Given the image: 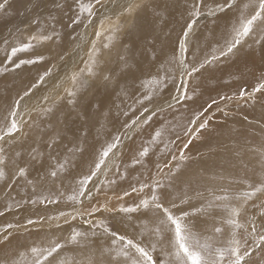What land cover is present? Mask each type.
<instances>
[{"label":"snow or ice","instance_id":"6c2138e0","mask_svg":"<svg viewBox=\"0 0 264 264\" xmlns=\"http://www.w3.org/2000/svg\"><path fill=\"white\" fill-rule=\"evenodd\" d=\"M9 3L10 0H0V13L7 11ZM53 3L56 8L63 7L59 0H53ZM185 3L187 5L188 18L181 30V34L177 37V47L174 50V55L166 63L161 64L155 74H149L148 78L141 82V91L137 93L133 104L129 106V111L135 110L137 105L143 111L140 116L123 124V128L127 130L124 133V137L127 139H132L131 136L127 135L128 131H131L134 127H139L141 123L147 125L153 119L157 109H160V105H155L151 109L147 105H151L153 98L161 95L169 85H172L177 92V95L171 96L172 101L184 102L191 100L195 93L194 91L192 94L189 93L190 80L207 65L218 62L222 57L234 54L245 44H249V41H251L249 47L256 45L264 52V0H246L238 9V16L231 23L229 36L225 39L224 44L222 46H214L212 54L206 56L202 61L197 63L193 59L190 62L187 58L189 42L199 18L205 15L215 23L220 15L236 8L237 3L236 0H185ZM29 5L32 8L38 6V4H32V0H25V10H27ZM149 7L150 0H75L74 17L71 19L69 27L83 24L86 30L89 28L93 29L94 38L91 39L90 46L87 48L86 58L81 57L82 66L56 80L53 87L54 95L45 94L39 99L36 107L32 109L33 112L37 113L39 122L33 121L32 124H28V127H35L43 133L45 127H42V125L54 113L57 105L66 99L68 105L75 107L81 87L90 79L102 76L106 86L118 84L119 75L128 67L127 56H118L121 68L120 72L115 75L112 69L105 71L107 61L103 57L106 52H111L125 27L122 18H131L134 22L136 16ZM52 19H55V17H52ZM36 22V20H33V23ZM54 39L59 40V33L54 29L50 34L43 32L33 33L28 36L26 42L18 41L10 46V51L5 50L6 59L4 63L10 64L12 69L15 70L25 65L43 64L54 59L63 62L64 56L59 53L46 55L43 52L34 51L38 45H43ZM7 43L5 41V44ZM126 51L127 46H125ZM18 54H25L26 58H20ZM156 60H158V57L153 53V61L155 62ZM57 67L56 63H51L42 73L38 74L35 82L13 102L4 118L3 125L0 126V142L13 146L16 144L20 145V149L14 152L16 157L14 163H16L17 167L16 175L21 178L27 179L29 170L34 164H39L43 168L44 153L38 147L32 145H29L27 150L24 148V142L27 141L29 136V133L24 131V126L28 122L18 119L21 116L19 109L25 98L32 95L35 89L54 79V69ZM8 70L7 67H0V73ZM173 71L178 72L179 82H177L175 76L171 75ZM65 83H70V86L63 87ZM62 87L63 94H60L59 90ZM258 92H264V74L261 75L251 92L243 88L240 89L238 98L252 99L254 94ZM121 94L127 95L123 85L120 86V91L117 95ZM235 98L237 96L233 94V96H221L220 100L231 101ZM213 104H217V101L213 100L206 108L195 113L183 131V139L178 135L175 140L162 141L164 129L162 127L157 128L151 135L150 140L142 144L137 150L130 164L125 166L124 171H121L119 165H116V171L112 173L111 179H102L97 183L100 176H108L114 158L119 155L123 138L120 134L115 135L110 142L101 145L95 152L89 163L88 171L76 179V186L73 192L67 196V200L74 205L84 206V201L86 200L88 203L85 212H80L74 208L73 212L66 213L61 211L55 218H48L49 220L55 219L57 221L63 219L64 224H69L71 221H75L78 216H84L85 214L95 218L96 214L101 212L132 214L143 211L152 213L149 222L150 226H144L138 237L130 238L112 230L103 218H96L95 221L85 219L83 223L90 226L92 236L97 235L96 229H102L103 234L113 237L111 246L98 250V256L95 252H86L82 259H58L67 245L89 247L86 243L82 244V241L86 242L88 240L89 233L73 228L69 236L63 241L51 240L46 246L33 244L25 251H21L19 253L20 257H29L28 264H223L225 257L229 256L232 259L228 261V264H241L244 256L248 255V251L245 248V244L237 238L236 230L244 227L240 218L248 212L249 203L254 200H260V195L258 194H264V181L248 183L246 190L233 192L228 189H222V194H212L213 199L208 202L207 207L192 208L190 211L184 210L183 207L190 202V197L187 193L173 197L170 191L175 186L174 181L181 170V165L191 159L187 155L189 146L209 126L212 118L206 117V113ZM169 106L171 107V104ZM93 107L98 108L99 104L93 105ZM123 114L127 116L128 111ZM225 115H227L226 112ZM47 127H51V125L49 124ZM81 137L79 144L74 143L72 147L67 148V154L62 160L58 152L56 155H52V152L61 142L62 137L59 134L49 137L46 147L49 150L48 158L53 163L49 165L46 176L55 179L70 166H75L68 154L73 159L76 154L83 156L86 151V131L81 132ZM177 141H180V143L177 144ZM41 142L43 141L41 140ZM161 143H163V147L159 148V154L164 159L156 163L157 172L152 174L150 179L137 180L135 183L130 184L129 189L123 191L122 194L108 196L106 191H102V188H111L118 181L125 180L128 175V168L134 169L137 165H144L145 158L149 156L152 146L159 147ZM170 145L175 146V152L171 150ZM253 150L257 152L260 163L264 165V149ZM25 151H27L29 160L21 166L19 162L23 160ZM4 153V147L0 146V178L4 176V167L7 164ZM167 156H170L171 159H167ZM161 174L169 178L168 185L161 183L157 179ZM27 182L29 184L33 183L32 180ZM146 189L149 190V194H145ZM101 195L104 197L102 202L98 199ZM132 195L138 198L137 201L127 205L118 203L115 207L111 206L113 199L119 202ZM45 200L48 203H57L56 199L50 197L39 199L38 202L43 204ZM31 202L35 204L37 200H32ZM252 206L256 207L255 204ZM213 208L219 209L224 214L222 216V224H213V235H198L187 222L188 218L197 213L208 212ZM259 208L264 209V200H260ZM261 214L264 215V212ZM0 215H3V213L0 212ZM128 218L131 219V216L129 215ZM34 223L35 221L31 219L27 221L29 225ZM223 224L231 228V238L227 241L226 247L216 246L213 243L214 234L223 232ZM17 227L19 226L13 224L0 227V245H6L10 242V237L13 233L9 230ZM57 227H59V224H57ZM255 232V227H252L251 233ZM145 233L148 236L147 241L144 239ZM259 239L264 242V235H261ZM242 248H245L243 253H241ZM158 252L159 255H157ZM10 264H20V261L12 260Z\"/></svg>","mask_w":264,"mask_h":264},{"label":"bare ground","instance_id":"6f19581e","mask_svg":"<svg viewBox=\"0 0 264 264\" xmlns=\"http://www.w3.org/2000/svg\"><path fill=\"white\" fill-rule=\"evenodd\" d=\"M52 1L53 0H32V4H38V6L32 8L31 5H29L27 10H25V0H10L7 11L0 13V45L2 38L4 37L5 38L4 40H6L7 36H9L10 34L9 32L13 31V25L11 24L13 20H15L16 22L17 21L28 22V19L32 20V18L39 17L42 14L48 13V11L51 10L50 2ZM60 1L64 2L65 0H60ZM181 2H182L181 0H150V7L146 8L136 16V17L139 16L140 19L138 17L139 20H137L138 22L136 23V25H132L130 28L129 25L131 23L133 24L132 19L122 18L125 27L123 31L120 33L118 40L116 44L113 46L111 52L110 53L106 52L103 57L104 60L107 61V64L105 66V71H107L108 69H112L113 74L120 72V68H119L120 61L118 59V56L123 55L120 46H122L124 43L130 44L137 53L138 58L134 60L135 66L126 68L123 71V73L119 75L118 78L119 82L115 86H111V85L106 86L105 83L100 84L98 81L102 80L101 79L102 76L88 80L87 81L88 83L84 84L79 92L84 90L86 87L95 85L93 84V81H95L96 83L98 82L97 84L99 88L96 89L94 95L89 99L87 103L85 101L81 103L80 100H82V95L81 98L78 100L77 103L79 104L76 105L78 107V111H80L79 112L81 115L80 120L77 117H75L68 121L66 120L67 118L64 117L65 119H63L62 121H58V120L56 121L54 116L56 113L57 114L59 113L58 111L60 108L63 107L62 105L67 104V101L65 99L63 102L57 105V107L54 110V113L44 121L42 127H45V131L41 133L35 127L33 128L28 127V124H32L33 121L39 122L37 113L33 112L32 109L36 107V105L39 102V99L42 98L43 95L45 94L49 96L54 95L53 87L57 79L64 77L66 73H71V71L77 69L79 66H82L81 57L86 58L87 48L90 46L91 39L94 38L93 29L89 28L86 30L84 28V25H82L79 28V34H75L74 32L75 27L70 29L69 31L65 30L64 32H62L61 30L62 32L61 34L63 36L59 38L60 43L58 42L59 43L57 46L58 48L55 51L53 50L49 51L51 46L48 45L46 47L47 48L46 52L52 53L53 55H55L56 53L63 55L64 61L61 62L58 59H54L51 61H47L46 66L41 65L40 69L43 71L47 67H49L51 63H56L58 65V67L54 69V79L49 80L47 84L39 87L38 89H35L32 95L25 98L19 109L21 116L18 117V119H23L28 122L24 126V131L29 133L27 141L24 142V148L27 150L29 145L36 147L39 146L40 151L44 153L43 168H41L39 164H34L30 168L28 174L29 179L34 178L37 180L39 178L40 181L38 180L39 182H36V184H40V186L36 187L37 188L36 191H34L35 188L31 189L29 185L23 184L20 181L16 182L14 185H11L10 187L7 186V184L11 179V175H13V167L17 168L16 165H12L11 163H14V161L16 160L14 152L20 149V145L16 144L13 146L7 143L0 142V146L4 147L5 149L4 154L7 160V164L5 166L7 167V173L5 174V176H3V178H0V212L3 213V215H0V224L4 222H8L10 220V223L18 225L19 227L9 230L12 233H16V232L21 233L24 230L35 228L34 230H37L38 234H40L41 236L40 237L37 236V233L35 234L33 230H31V232L33 231L35 235L31 232L30 233L33 234L34 236H37L36 239L39 241L38 243L40 245L46 246L44 239H49V237L54 238L55 240L62 241L63 237L61 235L63 234L62 233V225L64 224L63 219L57 221L55 219L49 220L48 218L49 217L55 218L56 216L59 215L61 211H65L68 213V212H73L74 208L78 211L82 208V206L74 205L71 201H68L67 196L73 192L76 186L75 185L76 179H78L82 174L88 171L89 163L92 160L93 155L100 148L101 145L105 144L106 142H110L113 136L116 135L118 131H120V133L123 132L122 135L123 144L128 143L127 140L130 141V139L124 137V133L127 130L123 128V124L126 121L130 122L131 120L140 116L141 113H136L132 119H129V114H130L129 106L133 104L135 96L137 95V93L141 91V82L146 80L149 74H155L157 72V69L160 68V65L168 61L164 57L166 51H168L167 49L170 47L171 50L172 47L176 48V46L171 45V43L172 40L175 38V36L177 34H180L178 31L181 24H183L182 19L185 18L183 16L187 13L185 7L186 5H183V3ZM245 2L246 0H242L237 5L236 8L222 15V17L216 20L215 23L210 24L208 27L206 26L205 28L202 29V31L199 34H196L194 36L193 41L190 45L191 58L193 55L196 58L197 56L200 57L201 56L203 57L205 55L209 56L211 55L214 46H218V45L222 46L224 44L225 39H227L229 36V29L231 27V23L236 19V17L239 14L238 9ZM180 14H182V17L178 19V16ZM5 22H7L8 24L7 26L4 25ZM23 29H26V27L25 28L23 27ZM29 29L30 28H28V30ZM28 34L30 35V33ZM71 36H74L72 41H70L69 39V37ZM124 47L125 45H123V48ZM256 47H253L251 49L250 48L245 49V51L242 50L243 52L241 51L242 53L239 55V57L238 56L234 57V59L231 61L230 64L223 66L222 68H220V70L212 72L210 71L211 69L208 67L200 75L190 80L189 93L192 94V92L194 91V93L197 96L199 95L198 98L201 99V101L197 102L198 106L200 105L203 99L209 101L211 98H215V96H220L221 94H223L226 89V85H225L226 82L229 83L234 80L240 81V78L248 79L253 75L254 72H258L260 74L261 70H264V52H262V50L259 47L258 48ZM153 53L155 54L156 57H158V60H156L155 62L153 61ZM21 73H23L24 76L21 79H18L16 85H13L15 88H17V90L13 89L11 95H9V101H8L9 104L7 103L6 106L1 107L0 114H2V116L7 115L10 106H12L13 102L16 100V98L14 97L15 92H17L19 96L22 95L23 92L26 91L31 86V84L35 82L39 74L38 72H36L38 73L37 75H35L34 73H31L32 74L31 75L30 73H28V71L27 73L26 71H22ZM171 75L173 74L171 73ZM175 78L177 82H179L180 77L175 76ZM5 84H7L8 86L10 85V83L7 81ZM121 85L124 86L127 95L124 94H121L119 96L117 95V93L120 91ZM69 86L70 83H65L63 87H69ZM63 87L59 90L60 94H63ZM174 95H177L176 89L172 87V85H169L161 95H157L153 98L152 104L148 105L150 109L155 105H159V104H161L160 105L161 108L169 104H171V107L169 106L166 110L156 113L153 119L149 122V125L148 126L144 125V127L142 128L143 130L138 131L139 134L138 132L134 131L135 127L131 131H128L127 135L132 137L131 140L133 142L135 140L134 144H137L138 147H141L142 144L150 140L151 135L153 134V130L161 127L164 129L162 141L166 139L165 142L174 140L176 139V136H178L180 132L183 133L182 130L186 128L192 117L191 118L188 117L189 110L185 107V103L183 104L179 103L178 105L174 106L176 101L171 100V96ZM18 98L19 97H17V99ZM158 98H160V100L159 102L156 103ZM192 99H194L193 103H196L195 101L197 100V97H193ZM96 104H99L98 108L93 107V105ZM125 111H128L127 116L123 114ZM99 113L105 115V116L103 115L104 120L102 121L103 128H97L94 124H89V121L87 119L88 117L89 119L90 118L92 119L94 115H97ZM83 117L85 118L86 121L81 120V118ZM165 121L167 123H164ZM97 122L99 121H95V123ZM3 123L4 122H0V126H2ZM49 124L51 125V127H47V125ZM219 125H220L219 128H222L221 124ZM210 126H212V124ZM213 129L215 130V127ZM209 130L210 129L207 128L205 133L207 134V136L209 135L210 137V135L213 133L212 131ZM51 131L52 134L50 133ZM55 131L60 132L59 135L62 137V140L58 145L62 144V147L61 148L56 147V149L52 152V155H56L58 152L60 154L61 160L67 154L68 147H72L74 143L79 144L81 142L82 131H86L87 138L85 141L86 151L84 152L83 156L76 154V156L73 159L71 155L68 154L69 158L72 159L73 164L75 166L74 167L70 166L64 173H61L57 178L53 179L50 176L45 175L49 169V165L51 164L50 159L48 158L49 150L46 147L45 141L49 137H52L53 134L56 133ZM203 135L206 137L205 134ZM67 137H69V139ZM65 138L67 141L65 140ZM181 138L183 139V137ZM41 140L43 142H41ZM177 143L179 144L180 141H177ZM127 145L128 146L126 148H122L121 146L119 150V155H117L114 158L111 167V170H113L111 171L112 173L116 171V166H115L116 159L119 158V163L117 165H119L121 171H124L125 166L130 164L131 158L137 152L134 151V153L132 154V150H133L132 144L128 143ZM160 147H163V143H161L159 147L152 146L149 156L162 157L159 154ZM171 147H175V146L170 145V148ZM227 158L225 157V159ZM28 160L29 157L27 156V151H25L24 158L19 163L21 164V166H23L26 162H28ZM246 162L243 163L247 165ZM144 166L145 165H137L134 169L128 168L127 178L123 181H118L117 185L118 186L120 185L119 187L124 188L122 186L125 185V181L127 180H132V182L129 183L130 185L132 183H135L137 180L143 181L149 179V176L143 177L144 174L146 173V172L143 173ZM241 168L245 169V167L243 168V166H241ZM235 170L237 171V169H234L233 171ZM234 173L237 174V172ZM243 173L244 171H242V173L239 174L243 175ZM246 173H248V171H246ZM250 173L255 175L256 172L254 173V171H251ZM41 177L44 178L41 179ZM103 178L106 179L105 176L103 175L100 176L97 180V183L99 182V180H102ZM115 186L116 185L112 186L111 188H108L109 191L108 189L102 188V191H106V192L115 191L114 190ZM93 191H95V189H93ZM61 193H63V195H61ZM45 197L56 199L57 203H48L47 200H45V203L43 204L38 202L39 199ZM32 200H37V203L35 204L32 203L31 202ZM148 214H145V212L141 211L137 215L131 216V219H129L126 216H118V215L117 216L113 215V216L114 218H116V221H118L121 225H125V227L129 231H134L139 236L144 226L146 225L150 226L149 222L151 217H147ZM29 219L35 221V223L32 225L27 224V221ZM132 220H134V223ZM57 224H59V227L61 226L60 229H58L59 227H57ZM69 224H71L70 226L75 228L74 224L72 223ZM69 224H66L65 226ZM37 227H41L42 231L41 229L38 230ZM46 231H48V233H46ZM28 236L29 235H27L26 240H29L30 239L29 237H31ZM15 237L16 238H11L10 242L7 243L6 245H0V253L6 252L10 254L8 255V258L6 253L4 254V256L6 255L5 258L7 259L10 258L13 259L14 257L20 256L19 255L20 252L18 253L16 250L20 246L18 235H16ZM145 238H148L146 233L144 235V239ZM34 244H36V242ZM100 247H102L101 249H103L105 247H108V245L100 246ZM24 248H21V250ZM13 249H15L16 251L13 252ZM63 251L65 252V250ZM2 256H0V259ZM3 261H7V260L4 259Z\"/></svg>","mask_w":264,"mask_h":264},{"label":"rangeland","instance_id":"374dc122","mask_svg":"<svg viewBox=\"0 0 264 264\" xmlns=\"http://www.w3.org/2000/svg\"><path fill=\"white\" fill-rule=\"evenodd\" d=\"M181 1H182L181 3H183V5H186L185 0H181ZM241 1L242 0H236L237 5ZM60 2L63 5L62 8H56L55 4L52 1V2H50L51 3L50 4L51 10L48 11V13L42 14L39 17L32 18V20L28 19V22L30 20L31 21L36 20L37 21L36 23H33L31 21L29 23L27 21H20V22L17 21L16 22L15 20H13V22L11 23L13 25V31L9 32L10 34H9V36H7L6 40H4L5 39L4 37L2 38L1 45H0V67H7L9 70L6 72L0 73V82H2V83H0V86L2 84L1 89H0V111H1V107L6 106L7 103L9 104V102H8L9 101V95H11V92L13 91V89L17 90V88H15L13 85H16L18 79H21L24 76V74H23L24 72L23 73H21V72L26 71V73H27V71H28V73H30V74L34 73L35 75H37L38 73L43 72V70L40 69L41 65L46 66V64H47V61H46L43 64H37V65H32V66L25 65V66H22L20 69L13 70L10 64L4 63V61L6 59V56H5V50L6 49L10 51V46L14 45L18 41L26 42L27 36H30L33 33L43 32L45 34H50L54 29L57 33H59V38H61L63 36L61 34L62 32H64L65 30L69 31L70 29L75 27V31H74L75 34H79V28L83 24L73 25L72 27H69V24L71 23V19L74 17L75 0H65L64 2L63 1H60ZM185 7L187 8V5ZM222 15H224V14H222ZM222 15H220L219 18H221ZM52 17H55V19H52ZM138 17H136L137 19L134 20L133 24L131 23L129 25V28L132 25H136V23L138 22L137 20L140 19V17H139V19H138ZM181 17H182V14H180L178 16V19ZM183 17H185L182 19L183 24H181L179 31H178L180 34H181V30H182L183 26H185V21L188 18L187 13ZM210 24H213V21L211 18H209L205 15H202L199 18L198 23L195 26L194 34L190 38V42H189V52L187 53V58L189 59L190 62L192 61V59H195L196 62L198 63V62L202 61L206 56H208V55H205L203 57L197 56V58H196L193 55L191 58L190 57V51H191L190 45L193 41L194 36L196 34H199L203 28H205L206 26L208 27ZM4 25L7 26L8 25L7 22H5ZM27 26H28V28H30L29 30H28ZM23 27L24 28L26 27V29H23ZM56 28H57V30H56ZM61 30H62V32H61ZM27 32L30 33V35ZM180 34H177L175 36V38L172 40L171 45L177 47V44H176L177 40L176 39H177L178 35H180ZM25 35H27V36H25ZM73 38H74V36L69 37L70 41H72ZM5 41H7L8 43L5 44ZM173 41H175V42H173ZM58 42L60 43V39L59 40L54 39L53 41L46 42L43 45H38L34 51L35 52H43L47 55V54H49V52H46V49H47L46 47L48 45H50L51 47H50L49 51H51V50L55 51L58 48L57 47L59 44ZM250 43H251V41H249V44ZM249 44H245L243 47H241L239 49V51H236L234 54H230L228 57H222L218 62L211 64V65H207L204 69L201 70L200 73L194 75V77H192V78H195L198 75H200L208 67L211 69L210 71H212V72L218 71L223 66L230 64L231 61L234 59V57H237V56L239 57V55L243 51H245V49H248V48L251 49L253 47H256V45H252L251 47H249ZM123 45L127 46L126 52H125V47L123 48ZM123 45L120 46L121 51H122L123 55H126L127 59H129L127 68L132 67V66L134 67L135 66L134 60L138 58L137 53L130 44L124 43ZM256 48H258V46ZM173 49H176V48L172 47V50H171V47H170L167 49L168 51H166V54L164 56L165 59L170 60L172 58V56L174 55ZM18 56L20 58H26L25 54H18ZM172 67L174 68V66H172ZM119 68H121V63L119 64ZM39 71H41V72H39ZM36 72H38V73H36ZM172 74H173V76H176V77L179 76V74L175 71H173ZM262 74H264V70H261L260 74L258 72H254L253 75L251 77H249L248 79H241L240 78V81L234 80V81H231L229 83L226 82V84H225L226 89H225V92L223 94H221L220 96H215V98H211L209 101L203 99L199 106H198L197 102L201 101V99L198 98L199 95L197 96L196 94L193 95V97H197V100L195 101L196 103H193L194 99H191V100L184 101V102H176L174 104V106H176L179 103L180 104L185 103V107L189 110L188 111V117L191 118L195 115V113H197L198 111H201L202 109L206 108L209 104H211L213 100L217 101V104H213L212 107L206 113V117L212 118L210 120L208 128L210 129L209 131H212L213 134H211L209 137V135L207 136V134L205 133V131H206L205 130L199 135V138H196L193 140L192 144L189 146V149L187 150V155L190 156L191 159L186 161L184 164L181 165V170H180L179 174L177 175V177L174 181L175 186H174V188L170 189L173 197L176 195L183 194V193H187V195L190 197L189 204L183 206L184 210L190 211L192 208H200L201 206L207 207L208 202L213 199L212 194L220 195V194H222V191H221L222 189H228V190L233 191V192L239 191V190H246L248 183H258L260 181H264V165H262L260 163L259 156H258L257 152L253 150V149H264V92L255 93L252 99H247V98L240 99V98H238V93H239L240 89L243 88L246 91L251 92V89L259 81ZM27 77H28V75H27ZM6 81L10 83L9 86L7 84H5ZM98 82L100 84H104L103 79L101 81H98ZM97 83L95 81H93V84H95V85L86 87L84 90L79 92L77 95V102L81 98V95H82V100H80L81 103H83V101H85L87 103L89 101V99L94 95L96 89L99 88ZM4 84L6 87L4 86ZM111 86H113V85H111ZM233 94H236L237 98H235L231 101L220 100L221 96H233ZM14 97L17 99V97H19V94L17 92H15ZM159 100H160V98L157 99L156 103L159 102ZM78 104L79 103H77V105ZM77 105H75V107H73L71 105L68 106V104L62 105L63 107L59 109V111H58L59 113L58 114L56 113L55 114L56 117L54 116V118L56 119V121L57 120L62 121L63 119H65L64 117H66L67 118L66 120H68V121L75 118V117H77L80 120L81 115L79 113L80 111H78ZM159 105H161V104H159ZM168 107H169V105L164 106L162 108L160 107V109H157V113L161 112L163 110H166ZM248 110H250V111H248ZM142 111H143V109L137 105L135 110L130 111L129 119H132L136 113H141ZM72 112H74V113H72ZM225 112L227 113V115H225ZM103 115L104 114H102V113L94 115L92 117V119L90 118L91 120L89 119V117L88 118L86 117V118L88 119L89 124H94L97 128H103L102 121L104 120L103 117L105 116V115L104 116ZM4 118H5V116H2V114H0V122H4ZM81 120L86 121L84 117L81 118ZM95 121H99V122L95 123ZM164 123H167V122L165 121ZM211 124H212V126H210ZM219 124H221L222 128H219L220 127ZM148 125L149 124H147V126ZM217 126H218V128H217ZM143 127H144V124L141 123V125L139 127H135L134 131L138 132L140 130H143L142 129ZM214 127H215V130L213 129ZM155 130L156 129H154L153 132ZM182 131H184V129ZM55 132L60 134V132H57V131H55ZM50 133L52 134V131ZM56 133L53 134V136H56L57 135ZM119 133H120V131H118L116 133V135ZM138 134H139V132H138ZM203 134H205L206 137ZM120 135L122 136L123 132L120 133ZM179 136L183 137V133L180 132ZM43 137H45V136H43ZM67 138L69 139V137H67ZM48 139H46L45 143H47ZM65 140H66V138H65ZM127 142L131 143L133 146L132 154L134 153V151L136 152L140 148L137 146V144H134L135 140L133 142L130 139V141L127 140ZM128 143H126V144L124 143L122 148H126L128 146L127 145ZM37 147L39 148V146H37ZM57 147L61 148L62 144L58 145ZM171 150L173 152H175L176 149H175V147H171ZM129 155H130V153H129ZM248 155L249 156L251 155L252 159H251V156L249 157ZM225 157L226 158L230 157V158L225 159ZM247 157L250 159H248ZM162 159H164V157H157V156L146 157L145 162H144L145 166L143 169V173H145V172L146 173L144 174L143 177L149 176V179H150L152 174L157 172L156 163ZM167 159H171V157L167 156ZM242 161L243 162L247 161L246 162L247 165L245 163H243ZM50 162L52 164L53 161L50 160ZM130 162H131V160H130ZM115 163H116L115 164V166H116L119 163V158L116 159ZM255 163H256V165H255ZM11 164L16 165L15 163H11ZM48 164H50V163H48ZM241 166H243V168L245 167V169H242ZM233 168L237 169V171L236 170L233 171L234 170ZM250 169H251V171H254V173L256 172L255 175L250 173L251 172ZM245 170L248 171V173H246ZM16 171H17V168L13 167V175H11V179H10L9 183L7 184L8 187H10L11 185H14L18 181H20L23 184L29 185V187L31 189L35 188L34 191H36V189H37L36 187L40 186V184H36V182L40 181L39 178L37 180L34 178L29 179L28 175H27V179L21 178V177L16 175ZM111 171H113V170H111ZM111 171L108 173V176L105 177L106 179L112 178V172ZM188 171H190V172H188ZM242 171H244L243 175L239 174V173H242ZM234 172H237V174ZM6 173H7V167H4V176ZM157 179H159L161 181V183H163L165 185L169 184V178L167 176H164L163 174L158 176ZM28 180H32L33 183L29 184L27 182ZM127 181H125V185L122 186L124 188H121V187H119L120 185L118 186L116 184V186L114 188L115 191L107 192V195L108 196H114V195L122 194L123 191L128 190L129 189V183H131L132 180H127ZM127 184H128V186H127ZM108 191H109V189H108ZM145 194H149L148 189L145 190ZM258 195H260V194H258ZM103 198H104L103 195L98 197V199L101 201ZM137 199L138 198L135 195H132L130 197H126L123 201H119V202L116 201L115 199H113L111 206L115 207V206H117L118 203H124L126 205L131 204L134 201H137ZM260 200H264V194L260 195ZM260 200H254V201L249 203L248 212L243 214L242 217L240 218V221L242 224H244V227L236 230L237 238L240 239L243 244H245V248L248 251V255L244 256L243 260L241 261V264H264V242L260 241V239H259V237L261 235H264V215L261 214L262 212H264V209L259 208ZM87 203H88L87 201L84 202V206H82V208L79 210L80 212H85V208L87 206ZM93 203H95V201H93ZM253 204H255L256 207H253L252 206ZM63 212H65V211H63ZM148 213H145V214H148L147 217H151L152 213H150V212H148ZM137 214L138 213L122 214V213H103V212H101V213H97L95 218L89 217L86 214L84 216H78L75 221H71L70 223L74 224L76 229H78L82 232H88L89 233L88 240L86 242L82 241V244L86 243L87 245H89V247L83 248V247L78 246V245H67L64 248L65 252L62 251L61 252L62 255L60 257H58V259L64 258V259H69V260H73V259L78 260V259H82L81 257H83L86 252H95L96 255L98 256L99 255L98 250H100L102 248L100 246H106V245H108V247L111 246V240L113 239V237H111L107 234H103L102 229H96L95 230L97 235H99V236H97V235L92 236L91 235L92 229L90 228V226L83 223V221L85 219H92L93 221H95L96 218H103L106 220V222L112 228V230L117 231L118 233H120L122 235H127L130 238H135V237H138V235L134 231H129L125 227V225H121L118 221H116V218H114V216L118 215V216L129 217V215L133 216V215H137ZM223 215L224 214L221 213V211L219 209L213 208V209H210L208 212H202V213H197L195 215H191L188 218L187 222L192 226L193 230L198 235H201V236L211 235V234L213 235V232H212L213 224L221 225ZM118 220H120V219H118ZM132 221L134 223V220H132ZM12 222H15V221H12ZM7 224H12V223H10V220H9L8 222L1 223L0 227H3ZM13 225H15V224H13ZM65 225L66 224L62 225V233H63L61 235L63 237L62 241L66 237L69 236L71 230L73 229V227L70 226L71 224H69L67 226H65ZM222 226H223V232L221 234H214L213 243L216 246H225L226 247L227 241L231 238V228H230V226H228L226 224H223ZM252 227H255V229H256L255 233H251ZM37 228H38V230L41 229V231H42L41 227H37ZM60 228H61V226L58 229H60ZM34 229L35 228H30L29 230H24L21 233L16 232V233H13V235L10 237V239L16 238L15 236L18 235V239L20 242V246L18 247L19 250H18V248L16 249L18 253L21 251H25L29 246L33 245L35 242H36V244H39L38 243L39 241L36 239V237L37 236L40 237L41 235L38 234V231L34 230ZM123 229H125V230H123ZM31 230H33L35 234L37 233V236H34L35 234L33 233V231L31 232ZM30 232L33 233L34 235L31 234ZM46 233H48V231H46ZM27 235L31 236L32 238L28 236L30 239L26 240ZM51 240H55V239L49 237V239H44V242L47 245ZM145 240L147 241L148 238H145ZM21 248H24V249L21 250ZM245 248L241 249V253H243ZM16 250L13 249V252H15ZM5 253L6 252L0 253V256H2V255L4 256ZM6 255L8 258V255H10V254L6 253ZM6 255L4 257L3 256L1 257L2 260L0 259V264L1 263L2 264H10V262L12 260H18V261H20V264H28L29 257H27V256H25L24 258L23 257L20 258V256H17V257H14L13 259H11V258L7 259V258H5ZM157 255H159V252L157 253ZM71 257H74V258H71ZM3 258L7 261H3L4 260ZM230 259H232V257L226 256L223 264H228V261Z\"/></svg>","mask_w":264,"mask_h":264}]
</instances>
